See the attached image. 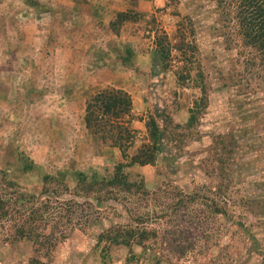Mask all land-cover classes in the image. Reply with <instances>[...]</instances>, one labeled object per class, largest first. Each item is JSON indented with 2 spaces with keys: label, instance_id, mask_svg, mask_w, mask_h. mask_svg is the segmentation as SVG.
Listing matches in <instances>:
<instances>
[{
  "label": "rangeland",
  "instance_id": "374dc122",
  "mask_svg": "<svg viewBox=\"0 0 264 264\" xmlns=\"http://www.w3.org/2000/svg\"><path fill=\"white\" fill-rule=\"evenodd\" d=\"M128 1L127 19L114 17V27L108 15L90 22L102 43L75 68L82 76L66 80L71 70L58 58L55 1L0 0V188L18 203L14 221L4 225L25 218L26 209L31 213L30 194L63 188V174L69 189L60 198L72 206L71 215L61 217L60 202H53L48 223L41 220L37 229L55 231L53 250L35 252L31 239L0 227V264H31L33 258L45 264H264V204L238 207L242 198L264 195V65L218 0ZM110 28L119 30V39ZM157 48L169 53L166 60L156 56ZM104 88L132 97L129 156L147 141L149 116L162 129L164 150L155 163L125 168L130 180L145 182L147 199L106 192V199L87 203L75 193L74 172L108 177L128 161L110 138L85 124L87 98ZM47 174L52 178L45 180ZM220 187L231 200L226 215L189 196L213 198L209 188ZM177 188L188 200L175 212L167 204ZM139 213L144 223L135 219ZM117 224H143L158 236L146 241L153 246L148 249L99 239Z\"/></svg>",
  "mask_w": 264,
  "mask_h": 264
},
{
  "label": "trees",
  "instance_id": "16d2710c",
  "mask_svg": "<svg viewBox=\"0 0 264 264\" xmlns=\"http://www.w3.org/2000/svg\"><path fill=\"white\" fill-rule=\"evenodd\" d=\"M218 6H223L229 16L231 14L233 15L238 27V33L242 37L243 44L252 48L253 52L257 55L259 63L264 65V0H218ZM125 15V12H119L117 14V19H124ZM155 54L157 57L160 56L163 60H166L169 55L165 48H157ZM201 100H207V97H204ZM132 107L133 101L131 95L124 89L120 88L100 89L87 98L85 108V124L87 129L93 134H101L102 136L110 138L113 145L120 148L123 158L128 161L119 162L115 167L114 173L108 177L100 176L97 173L88 176L84 171L74 172L72 178L76 181L77 188L75 193H77L76 195L80 196L82 199L86 200L84 202L91 203V201H89L90 197H94L97 200L106 199V192L110 194V196H108L110 198L115 197L112 196L114 193H125L127 195L126 197H128L127 200L136 199L138 201L147 199L146 196L151 194V192L145 189V182L143 180H130L125 168L133 164L146 165L155 163L158 154L164 150V144L161 141L163 135L162 129L156 118L153 115L149 116L147 121L148 139L139 147L136 154L129 156L127 151L132 143L131 137L133 136V130L130 128ZM195 109L196 107L191 110L189 118L190 124L195 121ZM31 167L32 164L29 165L25 163L24 169L27 171L30 170ZM66 177V174L61 175L63 188H58L53 193L50 190H47L45 194H43L44 192H41V194L38 195L30 194L29 203H31V206L29 208L32 209L31 213L30 210L26 209V213L24 212L25 218H21L18 222H15V224H10L7 227L4 225V221H14L15 214H13L12 209L13 206H17L18 203L12 198L13 193L9 192V189L3 187L0 188V227L14 229L15 235L19 238L31 239L34 243L35 252H38L46 246L48 249L53 250L57 245L56 240H54L55 231H49L45 234L41 231L39 232L37 229L40 224H43L41 223L42 221L48 223L46 213L48 212V209H51L53 202H60V209L63 210L61 217L63 215H71L70 211L72 206H67V202L70 200L60 198L61 195L65 194L64 191H68L69 189ZM48 178L50 179L52 176L47 174L44 179L47 180ZM208 192L213 193L215 197L210 198L211 196H207L206 194H201V196L199 193H192L189 194V196H200L201 203L208 205L213 212L226 215L231 201L224 196L226 191L220 187L217 192H214L210 188ZM173 193L175 201L173 204L168 203L167 207L173 208L175 212L181 211L182 207L184 208L187 206V194L181 188H177L176 191L173 190ZM22 196H24V194H20L18 198H21ZM262 198L263 199L242 198L238 207H246L247 209H250L249 207H254V203L256 205L254 208L257 209V206L260 205V203H262V206L264 204V195ZM117 199H120L119 196H117ZM155 199L157 200L158 196L155 195ZM243 199L244 202L241 203ZM191 200H193V198H191ZM74 202L79 205L84 203L77 199ZM35 204L36 207L34 206ZM236 204L237 203L234 202L235 208L237 207ZM22 207L23 206H19V208ZM164 211L165 210H161V212ZM235 213L237 214V209H235L234 214ZM139 214L141 215H138L135 219L137 222L144 223L146 217L143 213ZM237 215L241 218L243 216H240V214ZM163 216L168 217L169 221H173V218H177L176 216L169 214V211H166ZM238 225L242 229L248 230L243 221L239 220ZM249 234L252 238H257V236L251 232ZM64 236V234L61 235V237ZM157 236L158 232L156 228H148L143 224L140 226L117 224L103 231L100 234L99 239L102 240V238L105 237L112 242L115 241L114 243H123L128 246L135 242L138 245H142L144 249H148L153 246H147L146 241L150 238L156 239ZM31 264H45V262L33 258Z\"/></svg>",
  "mask_w": 264,
  "mask_h": 264
},
{
  "label": "crops",
  "instance_id": "0c3cea01",
  "mask_svg": "<svg viewBox=\"0 0 264 264\" xmlns=\"http://www.w3.org/2000/svg\"><path fill=\"white\" fill-rule=\"evenodd\" d=\"M56 7L55 19L59 22V29L55 32L57 38L58 58L63 62V66L71 73H67V79L70 77H80L82 74L76 72V67H83L84 63L90 58V53L94 47L93 44L102 43V39L97 36V32H93L91 21L96 23L106 18L108 21L114 20L119 12H125L129 8L128 0H54ZM127 17L125 15L124 19ZM114 22V23H113ZM111 26H115V21L111 22ZM113 36L119 39V30L111 29ZM109 45H113L110 41ZM133 45V44H132ZM78 61V62H77ZM127 64V63H126ZM74 69V70H73ZM114 81L119 83L123 80L120 76ZM100 90V89H99ZM98 91V90H97ZM96 92V91H95ZM86 108V107H85Z\"/></svg>",
  "mask_w": 264,
  "mask_h": 264
}]
</instances>
